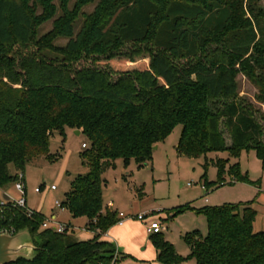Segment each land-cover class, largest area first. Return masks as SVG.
Here are the masks:
<instances>
[{
    "label": "trees",
    "instance_id": "obj_1",
    "mask_svg": "<svg viewBox=\"0 0 264 264\" xmlns=\"http://www.w3.org/2000/svg\"><path fill=\"white\" fill-rule=\"evenodd\" d=\"M58 1L0 0V188L16 182L32 160L56 159L55 132L65 140L67 129L81 130L88 170L71 182L62 205L73 217H86L95 236L78 241L70 232L42 228L41 212L6 208L3 222L15 233L29 228L36 250L33 260L11 264H117L116 246L101 239L118 221L117 212H104L103 198V173L117 159L126 166L131 159L152 162L154 147L178 124L181 156L207 158L228 149L237 158L242 148L264 155L260 110L238 98L236 80L240 72L247 76L264 104V6L262 0H98L86 13L95 0H76L73 7L71 0ZM52 19L53 28L39 36ZM59 38L66 45H56ZM213 163L225 184L228 160ZM229 173L249 181L239 162ZM253 204L175 208L172 216L193 209L207 218L206 235H185L196 264H264V231L254 230ZM151 238L162 262L184 259L163 233Z\"/></svg>",
    "mask_w": 264,
    "mask_h": 264
},
{
    "label": "rangeland",
    "instance_id": "obj_2",
    "mask_svg": "<svg viewBox=\"0 0 264 264\" xmlns=\"http://www.w3.org/2000/svg\"><path fill=\"white\" fill-rule=\"evenodd\" d=\"M75 1L71 0L70 7H73ZM97 2L98 0H95L87 5L83 11L92 12ZM56 3L59 4V1L56 0ZM244 3L246 7V2ZM261 4L264 6V0ZM59 14L61 11L58 12ZM53 21L54 19L49 20L40 26L39 36L48 33L53 28ZM83 21L84 17L81 16L77 30ZM67 41L66 38H59L55 44L64 46ZM146 44H125L119 49L130 51L134 47H145ZM87 62L88 60H85L82 63ZM174 62L181 65L186 60ZM236 67L238 68L239 65ZM236 80L239 87L238 98L253 103L260 110L257 118L264 125V104L257 99L259 89L241 72L237 74ZM182 130V124L176 125L166 139L157 145L158 147L153 152L152 162L139 165L135 159H131L126 166L123 159L119 158L115 161L114 167L103 173L105 179L103 198L105 207L107 205L104 212L110 210L108 203L112 201L119 211L148 216L146 222L129 219L124 226L114 224L111 227V232L116 238L122 240V245L115 240L110 241L118 251H121V258L117 264H196V260L190 256L191 249L185 240V235L194 230H200L203 235L208 233L206 216L195 211L205 206L245 203L254 200V207L257 209L254 230L264 231V155H259L255 148H242L237 158L233 157L228 149L210 152L207 158L181 156L177 145ZM222 132L227 145L231 146V135L223 125ZM84 142H88L86 136L77 135L76 130L67 129L65 140L59 132H55L51 137L50 149L52 154H56V159L50 161L44 157L36 158L28 163L24 173L28 205L34 210L43 211L47 217L54 209L60 221L74 227L75 239L78 241L94 237V231L86 228L88 219L86 217L74 219L69 210L56 207L55 201L57 199L63 201L75 177L88 170L83 165L81 157L85 149L82 146ZM218 157L228 160L226 171L223 174L225 178L223 185L218 183L219 171L213 163V160ZM235 162H239L242 173L248 174L249 181L235 179L229 173L230 166ZM52 184L57 185V190L51 189ZM203 185L206 188H203ZM38 187L41 191L36 192ZM4 192L13 199H19L23 195L15 181L0 188V195ZM184 205H189L195 210H185L172 216L175 208ZM153 218L164 223L166 229L162 233L166 240L173 244L176 253L184 259L168 263L159 260L156 247L150 237L151 234L147 231V224ZM143 229L149 240L147 245L142 243L143 240H134L126 232L131 231L134 236H137L141 235ZM137 244L141 250L138 248L137 251ZM135 252L144 257H139Z\"/></svg>",
    "mask_w": 264,
    "mask_h": 264
},
{
    "label": "built area",
    "instance_id": "obj_3",
    "mask_svg": "<svg viewBox=\"0 0 264 264\" xmlns=\"http://www.w3.org/2000/svg\"><path fill=\"white\" fill-rule=\"evenodd\" d=\"M83 147L86 148L87 144L83 143ZM25 176L22 172L18 173V180L16 181L18 183V189L23 193V195L19 199H13L10 196L3 198L0 201V234H15V228L8 224L4 223L3 221L5 220V214L4 211L6 208H11V207H21L26 209L27 214L29 216L33 215L36 210L30 208L27 204V199H26V194H25ZM189 185H191L189 183ZM57 185L52 184L51 189L52 190H57ZM203 188H206L203 185ZM41 191V188H36V192ZM55 204L57 207L61 209H65L62 205V201L56 200ZM110 207L113 206L112 202H109L108 204ZM147 215L146 214H131V213H126L123 211L118 212V221L116 224L123 225L127 220L129 219H138L140 221H147ZM42 228L45 229H52L56 232L59 233H65V232H70L71 231V226L68 223L60 221L56 216H46L44 219V222L42 223ZM166 229V226H164V223L161 222V220H156L152 219L148 224H147V231L148 233L152 234H157V233H162Z\"/></svg>",
    "mask_w": 264,
    "mask_h": 264
},
{
    "label": "water",
    "instance_id": "obj_4",
    "mask_svg": "<svg viewBox=\"0 0 264 264\" xmlns=\"http://www.w3.org/2000/svg\"><path fill=\"white\" fill-rule=\"evenodd\" d=\"M80 132L76 130L77 134ZM35 256L34 238L29 228L20 229L15 234H0V264H11L19 258L33 260Z\"/></svg>",
    "mask_w": 264,
    "mask_h": 264
},
{
    "label": "crops",
    "instance_id": "obj_5",
    "mask_svg": "<svg viewBox=\"0 0 264 264\" xmlns=\"http://www.w3.org/2000/svg\"><path fill=\"white\" fill-rule=\"evenodd\" d=\"M74 130V129H73ZM77 134V133H76ZM83 133H82V131L80 132V134H77V135H82ZM85 143V142H84ZM82 146H83V144H82ZM158 147V146H157ZM2 196V199L3 198H6V197H8V195H7V193H5L4 192V194L3 195H1ZM141 197L143 196V194L141 193V195H140ZM110 202H112V201H110ZM113 203V202H112ZM28 204V203H27ZM109 204V203H108ZM29 206V205H28ZM30 207V206H29ZM57 207V206H56ZM106 207H107V205H106ZM105 207V208H106ZM253 207H254V204H253ZM31 208V207H30ZM109 208H110V210H116L117 211V213L118 212H120L119 210H118V208H116L115 207V204L113 203V206H109ZM255 209H256V207H254ZM59 209H61V208H59ZM66 209V208H65ZM61 210H64V209H61ZM67 210V209H66ZM257 210V209H256ZM36 211H38V212H41V213H43V211H39V210H36ZM166 211V210H165ZM44 214V213H43ZM70 214L72 215V213L70 212ZM168 215V214H167ZM49 216H53V217H57L58 219H59V216H58V214L56 213V212H54V209L52 210V212L50 213V215ZM73 216V215H72ZM74 219H77V218H75V217H73ZM79 218V217H78ZM126 223V222H125ZM125 223L123 224V225H121V226H124L125 225ZM255 223V222H254ZM69 225H71V224H69ZM71 227H72V231L71 232H73L72 233V235L74 236V238H75V235H74V227L71 225ZM130 236H132L133 237V239L134 240H143V244L144 243H146V245L149 243V240H148V237H147V234H146V232H145V230L143 229V231H142V233H141V235H135L134 236V233H132L131 231H126ZM93 234H94V236H95V232H93ZM151 237V236H150ZM139 238H141V239H139ZM90 239H92V238H90ZM101 239L102 240H105V241H117L120 245H122V240H120L119 238H116V236L114 235V233L113 232H111V228H109V230L107 231V232H105L104 234H102L101 235ZM89 240V239H88ZM112 243V242H111ZM138 248H140L139 247V245L137 244V251H138ZM140 250H141V248H140ZM117 252L121 255V251H118V249H117ZM156 252H157V249H156ZM136 254H137V252H135ZM139 257H144V256H140L139 254H137ZM157 256H158V252H157Z\"/></svg>",
    "mask_w": 264,
    "mask_h": 264
}]
</instances>
